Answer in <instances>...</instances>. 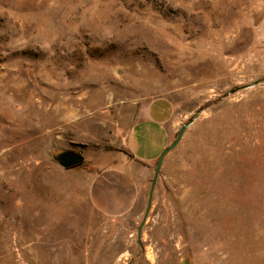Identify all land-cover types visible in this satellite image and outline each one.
Listing matches in <instances>:
<instances>
[{"label":"rangeland","instance_id":"374dc122","mask_svg":"<svg viewBox=\"0 0 264 264\" xmlns=\"http://www.w3.org/2000/svg\"><path fill=\"white\" fill-rule=\"evenodd\" d=\"M159 98L187 128L138 238L155 164L118 218L90 177ZM0 264H264V0H0Z\"/></svg>","mask_w":264,"mask_h":264},{"label":"crops","instance_id":"0c3cea01","mask_svg":"<svg viewBox=\"0 0 264 264\" xmlns=\"http://www.w3.org/2000/svg\"><path fill=\"white\" fill-rule=\"evenodd\" d=\"M174 109L167 99H154L147 105L144 117L129 129L126 146L133 158L90 177L89 195L95 210L107 219L127 215L138 202L144 187L143 169H150L173 141ZM139 164L141 175L130 168ZM141 176V177H139Z\"/></svg>","mask_w":264,"mask_h":264},{"label":"water","instance_id":"95a60500","mask_svg":"<svg viewBox=\"0 0 264 264\" xmlns=\"http://www.w3.org/2000/svg\"><path fill=\"white\" fill-rule=\"evenodd\" d=\"M186 128H187V125H183L180 128V130L178 131L174 140L162 152V154L160 155V157L158 158V160L155 163V167H154V171H153V175H152V179H151L150 187H149V191H148L146 209L144 211L141 223H140L138 231H137V237L138 238L140 236L141 229L144 226L146 218H147L148 213L150 211L154 187H155V184H156V181H157L163 160L165 159L167 154L170 153L178 145V143L181 140V137H182L184 131L186 130ZM53 161L60 168H62L64 170H70V169L77 168V167L81 166L84 163V156H83L82 152H79V151L64 150V151H61V152L57 153L56 155H54Z\"/></svg>","mask_w":264,"mask_h":264}]
</instances>
